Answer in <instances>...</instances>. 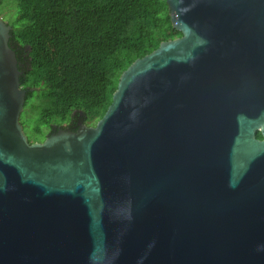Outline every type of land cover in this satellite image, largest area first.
Instances as JSON below:
<instances>
[{"label": "water", "instance_id": "95a60500", "mask_svg": "<svg viewBox=\"0 0 264 264\" xmlns=\"http://www.w3.org/2000/svg\"><path fill=\"white\" fill-rule=\"evenodd\" d=\"M166 3L181 35L41 141L0 17V264H264V0Z\"/></svg>", "mask_w": 264, "mask_h": 264}, {"label": "trees", "instance_id": "16d2710c", "mask_svg": "<svg viewBox=\"0 0 264 264\" xmlns=\"http://www.w3.org/2000/svg\"><path fill=\"white\" fill-rule=\"evenodd\" d=\"M15 2L8 43L26 89L24 107L37 113L29 141L50 133L51 125L71 128L80 119L93 125L110 104L120 73L160 41L181 35L166 0ZM33 96L39 102L28 104Z\"/></svg>", "mask_w": 264, "mask_h": 264}, {"label": "rangeland", "instance_id": "374dc122", "mask_svg": "<svg viewBox=\"0 0 264 264\" xmlns=\"http://www.w3.org/2000/svg\"><path fill=\"white\" fill-rule=\"evenodd\" d=\"M7 2V3H6ZM16 4L15 0H4L2 4H0V9L2 10L1 12V15L0 17L2 19H4L5 21H9V19H12L14 18V13H12L13 11V6ZM12 17V18H10ZM40 98L36 97V96H33L30 100H28V104L32 103V102H39ZM27 107H24V110H25V113H26V116H27V119H28V122H29V125H30V128H31V131H32V134H33V137H34V129L33 127L36 125L37 121H36V117H37V113H32L31 109H28L29 110V113L27 112L26 110ZM44 130H46V128H44ZM48 131V129L44 132V134L41 135H37L38 139H41V137L44 138V135L47 134L46 132ZM42 138V139H43ZM38 141V140H37Z\"/></svg>", "mask_w": 264, "mask_h": 264}, {"label": "flooded vegetation", "instance_id": "af4514ba", "mask_svg": "<svg viewBox=\"0 0 264 264\" xmlns=\"http://www.w3.org/2000/svg\"><path fill=\"white\" fill-rule=\"evenodd\" d=\"M63 127L61 125H55L54 128H52V130L50 132H55L59 127L61 128H64V129H69V130H76L77 129V126H78V122H77V126H72L71 128H68L66 127V124L65 123H62ZM57 126V127H56ZM42 139L38 140V141H41Z\"/></svg>", "mask_w": 264, "mask_h": 264}]
</instances>
